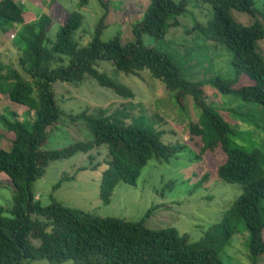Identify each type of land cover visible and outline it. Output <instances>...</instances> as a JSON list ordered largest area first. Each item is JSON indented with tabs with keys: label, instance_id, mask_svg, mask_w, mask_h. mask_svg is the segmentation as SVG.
I'll list each match as a JSON object with an SVG mask.
<instances>
[{
	"label": "trees",
	"instance_id": "1",
	"mask_svg": "<svg viewBox=\"0 0 264 264\" xmlns=\"http://www.w3.org/2000/svg\"><path fill=\"white\" fill-rule=\"evenodd\" d=\"M88 1L80 0L81 6ZM192 1L151 0L145 11L126 10L120 14V22L124 23L126 16H131L132 22L135 19L129 41L121 35L102 41L106 14L99 20L93 40L81 46L76 40L84 23L79 12L69 14L55 33V40H51L52 14L36 19L27 16L15 0H0V33L12 34L16 26L21 27L11 40L15 63H3L0 55V95L35 116L30 131L18 114L0 115L12 142L10 152L0 150V174L7 176L15 188L12 208H0V264H225L222 252L242 223L250 234V256L254 264H259L264 257V154L258 150L248 152L231 143L233 131L209 103L205 86L264 107V56L258 46L264 40V11L256 8L255 0H196L214 9L208 26L197 27H201L207 41L231 52L234 77L230 80L216 76L207 82H193L166 54L144 44V36L165 40L169 29L181 25L180 17L187 13ZM128 3L140 8L134 5L136 1ZM103 6L108 9L110 0ZM232 11L247 14L255 22L241 25L233 19ZM99 61L110 62L127 75L137 76L149 70L182 103L190 97L199 112L198 120L188 125L190 142L196 146L197 139L203 141L199 156L217 148L225 153L226 162L219 167L218 176L228 184L242 186L243 193L223 220L204 232L200 240L192 241L175 228L151 230L144 219L129 222L102 218L55 201L43 206L36 198L34 183L52 162L89 153L95 146L109 147L107 169L100 184V198L107 206L119 184L137 185L151 159L169 162L186 148L163 143L164 131L154 126L136 125V119L146 115L143 103L135 104L132 90L101 73L97 69ZM86 78L112 90L122 100L120 107L72 116L73 122L80 121L90 129L92 142L43 151L48 128L63 115L55 100L54 84L79 85ZM138 107L144 110L134 116L132 112ZM156 119L158 122L159 117ZM205 182L203 178L200 185ZM173 186L168 183L163 189Z\"/></svg>",
	"mask_w": 264,
	"mask_h": 264
},
{
	"label": "rangeland",
	"instance_id": "2",
	"mask_svg": "<svg viewBox=\"0 0 264 264\" xmlns=\"http://www.w3.org/2000/svg\"><path fill=\"white\" fill-rule=\"evenodd\" d=\"M15 1L27 16L38 19L42 14L53 15L54 21L49 32L51 40H55V33L64 25L67 16L72 12H79L84 23L76 34V40L81 46H87L93 40L96 26L106 14L107 27L102 41L108 42L117 35H121L126 41L131 40V28L135 19L132 22L131 16H126L128 18L121 23L120 14L126 10L137 13L145 11L146 5L151 2L110 0V6L106 9L103 6L106 0H89L83 7L80 0ZM130 1H136L134 5H140V8L131 7L133 4L128 3ZM174 1L178 3L181 0ZM255 5L257 9L264 11V0H255ZM231 14L241 25L249 26L255 22L247 14L236 11ZM213 17L214 9L210 4L193 0L187 13L180 17L181 25L169 29L165 40L157 41L144 36V44L166 54L182 69L186 78L193 82H207L216 76L231 80L234 77L230 63L231 52L219 44L210 43L201 32V27H207ZM198 25L201 27L198 28ZM16 27L12 34L0 33V45L4 47L1 50H6L11 57L16 55L14 42L11 41L13 33L21 29L20 26ZM177 33L180 36L174 37ZM258 46L264 56V40ZM11 60V63H15L14 57ZM97 69L132 90L135 104L143 103L146 115L136 119V125L154 126L164 131L163 143L186 148L169 162L151 159L141 171L137 185L119 184L111 204L107 206L100 198V184L107 169L109 147L95 146L89 153H78L69 159L52 162L45 175L34 183L36 198L40 199L43 206H49L55 201L102 218L129 222H140L144 219L145 226L151 230L175 228L181 235L187 234L192 241L200 240L204 232L223 220L225 213L242 195L243 189L240 185L228 184L219 178L218 169L227 158L221 148L199 156L204 146L203 141L197 139L196 146L190 142L188 125L199 118L194 101L187 97L182 103L181 98L178 99L175 93L167 91L160 80L152 77L149 70H144L137 76L127 75L107 61H99ZM53 91L63 115L56 124L48 128L43 151L65 149L78 142H92L94 136L90 129L80 121L73 122L72 116H78L85 111L94 113L96 109L108 107L113 111L122 102L112 90L98 85L91 78H86L79 85L57 82ZM205 92L209 103L230 125L233 131L230 136L231 143L248 152L258 150L264 154V107L245 103L235 95L222 94L209 85L205 86ZM144 109L138 107L132 113L139 116ZM10 112L18 114V119L32 130L34 113L4 97L0 102V114L9 116ZM6 130L0 122V150L10 152L11 144L7 139L10 140L11 136ZM203 178L207 182L200 185ZM168 183H173L174 186L164 191L163 188ZM57 185L60 186L56 188ZM14 192L12 182L7 176L0 174V208H12ZM249 245V231L244 223L239 224L237 233L222 252L225 264H254ZM29 264L51 263L39 261ZM64 264L74 263L69 261ZM259 264H264V257L259 259Z\"/></svg>",
	"mask_w": 264,
	"mask_h": 264
},
{
	"label": "crops",
	"instance_id": "3",
	"mask_svg": "<svg viewBox=\"0 0 264 264\" xmlns=\"http://www.w3.org/2000/svg\"><path fill=\"white\" fill-rule=\"evenodd\" d=\"M51 5H53V4H51ZM2 48H4L3 45H0L1 61H2L3 63H7L8 61L11 60V56H9V54L6 52V50H5V51L1 50ZM8 52H9V51H8ZM13 57H14V55H13ZM4 60H5V61H4ZM2 100H4V97L0 95V102H1ZM0 115H2V114H0ZM7 141L10 142V144H11V148H12V142H11V139H10V140L7 139Z\"/></svg>",
	"mask_w": 264,
	"mask_h": 264
}]
</instances>
